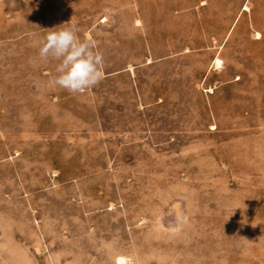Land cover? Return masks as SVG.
Segmentation results:
<instances>
[{
  "label": "rangeland",
  "instance_id": "obj_1",
  "mask_svg": "<svg viewBox=\"0 0 264 264\" xmlns=\"http://www.w3.org/2000/svg\"><path fill=\"white\" fill-rule=\"evenodd\" d=\"M120 263L264 264V0H0V264Z\"/></svg>",
  "mask_w": 264,
  "mask_h": 264
},
{
  "label": "clouds",
  "instance_id": "obj_2",
  "mask_svg": "<svg viewBox=\"0 0 264 264\" xmlns=\"http://www.w3.org/2000/svg\"><path fill=\"white\" fill-rule=\"evenodd\" d=\"M45 32L40 40L39 57L59 61L56 85L72 93H83L101 81L103 55L94 40L79 37L80 29L75 23Z\"/></svg>",
  "mask_w": 264,
  "mask_h": 264
},
{
  "label": "bare ground",
  "instance_id": "obj_3",
  "mask_svg": "<svg viewBox=\"0 0 264 264\" xmlns=\"http://www.w3.org/2000/svg\"><path fill=\"white\" fill-rule=\"evenodd\" d=\"M120 264H122V263H120Z\"/></svg>",
  "mask_w": 264,
  "mask_h": 264
}]
</instances>
